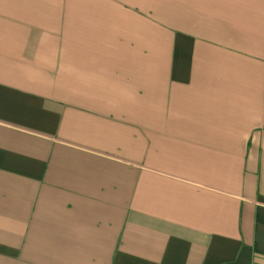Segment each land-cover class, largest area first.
<instances>
[{"label": "crops", "instance_id": "0c3cea01", "mask_svg": "<svg viewBox=\"0 0 264 264\" xmlns=\"http://www.w3.org/2000/svg\"><path fill=\"white\" fill-rule=\"evenodd\" d=\"M0 264H264V0H0Z\"/></svg>", "mask_w": 264, "mask_h": 264}]
</instances>
